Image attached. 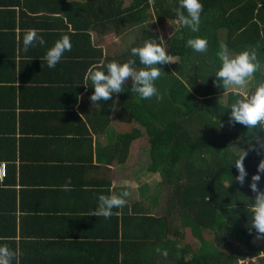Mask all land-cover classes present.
Listing matches in <instances>:
<instances>
[{
  "label": "trees",
  "instance_id": "obj_1",
  "mask_svg": "<svg viewBox=\"0 0 264 264\" xmlns=\"http://www.w3.org/2000/svg\"><path fill=\"white\" fill-rule=\"evenodd\" d=\"M28 1L0 0V14L13 13L11 5L21 10V6H28ZM200 2L203 5L201 23L199 31L194 33L177 22L174 9L179 7V0H155L154 6H150L148 0H128L127 3L124 0H40V4H46L45 8L54 11V21H57L54 34L48 36L43 46L40 61L48 67L44 60L47 50L67 34L71 37L72 50L64 53L56 67L61 62H69L71 68L73 65L76 69L78 65L77 71L85 74L96 63H124L133 59L139 69L143 65L138 56L131 54V48L143 46L148 39L159 43L161 36L155 24L175 20L178 28L166 39L165 47L169 57H177V60L157 65L165 72L155 81L163 99H141L132 92V83L126 81L124 92L113 94L111 100L98 102L100 115L109 123V130L114 106L118 109L115 116L119 122L134 121L139 125L129 131L108 130L113 135L108 151L119 161L125 160L133 140L145 131L150 148V164L146 170L159 174L158 184L165 196L167 194L163 204L161 201L163 212L158 209L151 212L146 206L141 208L140 203L139 209H132L131 215L140 217H135L141 232L139 246L148 250V264H264V239L258 246L250 243L256 233L255 229L250 231L253 202L250 198L254 193L249 187L251 176L256 174L259 161L264 158V150L259 155L249 151V142L256 143L258 139L264 144V130L248 129L239 123L230 125V106L243 94L230 90L223 99L225 90L214 84L215 72L222 66L217 55L221 45H226L233 54L256 49L261 68L250 87L254 90L255 81L264 82V0ZM8 5L6 10L4 7ZM134 26L136 34L132 43L135 45L123 50L116 46L111 53L99 46L97 38L105 32L119 37L124 45V33ZM71 30L75 31L74 35ZM196 37L207 38L206 53L186 46L188 39ZM9 87L5 86L2 97L10 92ZM93 92L94 88L89 85L90 95ZM243 151L248 152L244 160L248 177L241 186L235 179L238 171L234 162ZM259 187L264 189V174H261ZM156 198L159 199L154 196L151 200ZM127 200L137 204L130 196ZM172 214L181 226L191 229L198 243L195 248L187 243L177 248L181 243L169 240V235L179 240L183 235L180 227L168 223V216ZM157 228L160 233L153 236ZM239 242L243 243L240 248L237 247ZM147 245L156 247L155 259ZM157 249H166L167 256ZM247 257H255V260L246 262Z\"/></svg>",
  "mask_w": 264,
  "mask_h": 264
},
{
  "label": "crops",
  "instance_id": "obj_2",
  "mask_svg": "<svg viewBox=\"0 0 264 264\" xmlns=\"http://www.w3.org/2000/svg\"><path fill=\"white\" fill-rule=\"evenodd\" d=\"M13 6L4 7L13 13L0 14V162L6 171L0 178V244L17 252L13 264H148L131 214L139 203L154 212L152 185L160 179L139 185L145 170L129 172L136 181L125 177L131 149L123 161L108 151L109 123L90 101L78 65L44 67L43 47L24 51L26 30H38L45 41L54 34V11L40 0L21 10ZM100 37L99 46L107 49ZM7 85L10 92L2 97ZM124 190L137 204L113 209L119 215L109 219L90 216L99 195ZM164 196L158 197L162 204ZM147 246L155 259L156 247Z\"/></svg>",
  "mask_w": 264,
  "mask_h": 264
},
{
  "label": "clouds",
  "instance_id": "obj_3",
  "mask_svg": "<svg viewBox=\"0 0 264 264\" xmlns=\"http://www.w3.org/2000/svg\"><path fill=\"white\" fill-rule=\"evenodd\" d=\"M150 6L155 5V0H148ZM177 22L180 26L189 28L192 32H198L201 23V13L203 5L200 0H179V7L174 9ZM186 11V14H185ZM75 34L74 30H71ZM46 41L36 29H28L23 35V49L25 52L31 47L37 45L43 47ZM187 47L196 52L206 53L209 42L207 38L196 37L187 40ZM72 50L71 37L67 34L62 35L50 47L44 60L49 68H55L61 61L64 53ZM131 54L138 56L139 62L143 67L137 69L136 61L129 59L127 62L118 63L116 61L107 64L96 63L91 65L83 76V85L87 89L89 85L94 88V92L89 99L93 104L101 101L111 100L113 94H119L125 91V83L131 78L132 92L139 95L141 99H151L155 97L162 100L163 96L158 91L155 81H157L165 72L157 65L172 62L166 52L163 37L157 40L148 39L141 47L131 48ZM222 66L215 72L216 87H222L224 94L230 90L243 89V95L231 104V113L229 115V124L239 123L248 129L264 130V82L255 85L254 90L250 84L255 80V73L260 70L261 63L258 59L256 49H246L233 54L226 45H221V50L217 53ZM191 91V89H190ZM82 99V97H78ZM264 150V144H260L258 139L256 143L249 142V151H255L258 155ZM248 152L243 151L234 162L238 171L235 177L236 181L243 186L248 177V172L244 165V160ZM261 174H264V158L259 161L256 174L251 176L249 187L254 196L250 199L251 203V222L250 231L255 229L256 239H264V189L259 187ZM71 184V178H68L67 188ZM130 192L128 190L116 193L113 191L110 195H99L98 205L90 213V216L111 218L113 215H119V212H113V209H122L128 203L127 198ZM182 244H177L181 248ZM162 255L167 256V250L157 249ZM17 257V252L9 247L8 244H0V264H13ZM252 257H247V262ZM242 260H239V263Z\"/></svg>",
  "mask_w": 264,
  "mask_h": 264
},
{
  "label": "rangeland",
  "instance_id": "obj_4",
  "mask_svg": "<svg viewBox=\"0 0 264 264\" xmlns=\"http://www.w3.org/2000/svg\"><path fill=\"white\" fill-rule=\"evenodd\" d=\"M124 1H125V3L128 2V0H124ZM155 28L158 30L160 36L163 37V40L165 42L167 38H169L172 34L175 33L176 29L178 28V24H177V22L175 20L174 21L166 20L163 23H156L155 24ZM135 29H136L135 26L131 27L130 29H128L124 33V38H125V41L127 42L124 45H123V43H121V39L119 37L115 36L113 33H109V32L108 33H104V35H102L100 38L102 40V43L107 47V51L109 53L114 51V47H116V46L119 47V50H123V49H126V48L131 47V46L136 44V43H134V44L132 43L133 38H134V36L136 34V30ZM139 47H141V46H139ZM165 48L167 49V47H165ZM170 59H171L172 62H169V63L172 64L174 61L177 60V57H171ZM127 82L132 83L131 78H129L127 80ZM255 84H258V81H255ZM234 91H239L242 94L244 92L243 89H237V90H234ZM222 98L225 99V94L222 95ZM113 109H114V114L111 115V121H110V124H111V127H112L111 130L113 132L114 131H116V132H118V131H129L131 128L139 126L138 123H136L134 121H130V122H127V123L119 122L118 119L115 116V114L117 113L118 109H117L116 106H114ZM141 130L144 131V128L141 127ZM111 137L112 136H109L108 138H111ZM130 149H131L130 150L131 153H130L129 157L126 158L128 161L124 162V163H127L126 166H127L128 170L123 169V171H124L125 177H127L129 180H131L133 182V181H136V179H133V177H131L130 173H133V174L138 173V175H139L140 171H143V170L147 171L146 168L150 164V159L148 157L150 148H149V143L147 141V137H146L145 131L142 132L141 137L133 140V142H132V144L130 146ZM153 175H155L154 178H152ZM145 179H146L147 182H149V183H146L147 186H149L152 183L153 179H157L156 181H158V179H160V176L156 172L147 171L146 174L141 177V182L139 183V185L141 183H143L145 181ZM152 189L154 190V192H155L157 197L162 198L164 196V190H163V188H161L159 186L158 182L156 184V188H154L153 185H152ZM148 192L149 191L147 189H145L143 191V194H147ZM165 197H167V194H166ZM170 197L171 196L169 194V200H170ZM160 205H161V201L159 199H157V198H156V200L154 199V208H155V210L157 209V207L159 209ZM170 206H171V200H170ZM168 223H172V224L177 225L178 227H180V230L183 233L182 237H180V240L178 238L177 239H172V236L169 235V237H170L169 240L170 241H174L176 243H181V244H186L187 243L189 246H191L193 248H195L198 245L196 239L194 238V236H193V234L191 232V229L188 228V227L181 226V224L178 222V219L175 217L174 214H172L170 216V218L168 216ZM159 231L160 230L157 228V231L155 230L153 236L159 234L160 233ZM231 240L233 241V239H231ZM250 243L253 244L254 246H258V245H260L263 242H262V239H256V236H253L250 239ZM242 245H243L242 242L237 243V247L238 248L242 247ZM246 251H250V249L246 248ZM262 255H263V253H262ZM252 258H253L252 260H255V257H252Z\"/></svg>",
  "mask_w": 264,
  "mask_h": 264
},
{
  "label": "built area",
  "instance_id": "obj_5",
  "mask_svg": "<svg viewBox=\"0 0 264 264\" xmlns=\"http://www.w3.org/2000/svg\"><path fill=\"white\" fill-rule=\"evenodd\" d=\"M5 175V163L0 162V178H3Z\"/></svg>",
  "mask_w": 264,
  "mask_h": 264
}]
</instances>
